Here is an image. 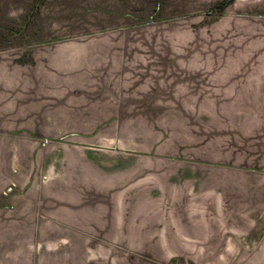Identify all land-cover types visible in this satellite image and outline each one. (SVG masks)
<instances>
[{
  "label": "rangeland",
  "instance_id": "1",
  "mask_svg": "<svg viewBox=\"0 0 264 264\" xmlns=\"http://www.w3.org/2000/svg\"><path fill=\"white\" fill-rule=\"evenodd\" d=\"M0 0V264H264V0Z\"/></svg>",
  "mask_w": 264,
  "mask_h": 264
},
{
  "label": "trees",
  "instance_id": "2",
  "mask_svg": "<svg viewBox=\"0 0 264 264\" xmlns=\"http://www.w3.org/2000/svg\"><path fill=\"white\" fill-rule=\"evenodd\" d=\"M234 0H223L219 6L221 9H225L231 2H233Z\"/></svg>",
  "mask_w": 264,
  "mask_h": 264
}]
</instances>
